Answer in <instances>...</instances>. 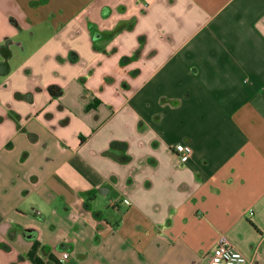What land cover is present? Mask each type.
Here are the masks:
<instances>
[{
    "label": "crops",
    "instance_id": "obj_1",
    "mask_svg": "<svg viewBox=\"0 0 264 264\" xmlns=\"http://www.w3.org/2000/svg\"><path fill=\"white\" fill-rule=\"evenodd\" d=\"M221 235L264 264V0H0V264H209Z\"/></svg>",
    "mask_w": 264,
    "mask_h": 264
},
{
    "label": "built area",
    "instance_id": "obj_2",
    "mask_svg": "<svg viewBox=\"0 0 264 264\" xmlns=\"http://www.w3.org/2000/svg\"><path fill=\"white\" fill-rule=\"evenodd\" d=\"M175 152L183 162H186L193 156V147L188 143H179L174 147ZM65 254L64 258H68ZM209 264H249L248 259L232 245L226 235H221L217 241V247L210 258Z\"/></svg>",
    "mask_w": 264,
    "mask_h": 264
},
{
    "label": "trees",
    "instance_id": "obj_3",
    "mask_svg": "<svg viewBox=\"0 0 264 264\" xmlns=\"http://www.w3.org/2000/svg\"><path fill=\"white\" fill-rule=\"evenodd\" d=\"M135 21H132L131 23H125L118 25L112 32L108 33L109 37H115L118 33L128 30L131 31L134 29ZM143 38H141L142 40ZM138 57V53L133 55L132 57H123L121 59V65L126 66L127 64L131 63L133 60H135ZM127 143L125 142H119V141H113L111 143L110 149L111 150H120V154L117 155V159L121 163H129L131 161V157L127 154Z\"/></svg>",
    "mask_w": 264,
    "mask_h": 264
}]
</instances>
